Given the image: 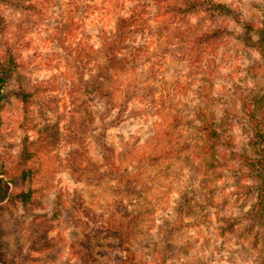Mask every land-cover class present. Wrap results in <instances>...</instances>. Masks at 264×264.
Masks as SVG:
<instances>
[{
	"label": "rangeland",
	"instance_id": "rangeland-1",
	"mask_svg": "<svg viewBox=\"0 0 264 264\" xmlns=\"http://www.w3.org/2000/svg\"><path fill=\"white\" fill-rule=\"evenodd\" d=\"M200 1L211 11L192 12ZM0 15V178L15 180L1 204L7 264H128L129 250L133 264H264V205L250 217L258 179L230 153L211 159L201 118L226 113L235 150L256 154L238 100L264 96L245 28L261 26L264 0H7ZM123 19L140 64L110 78L115 114L126 105L129 119L106 142L137 186L135 221L116 207L123 183L103 161L104 105L88 91Z\"/></svg>",
	"mask_w": 264,
	"mask_h": 264
},
{
	"label": "trees",
	"instance_id": "trees-1",
	"mask_svg": "<svg viewBox=\"0 0 264 264\" xmlns=\"http://www.w3.org/2000/svg\"><path fill=\"white\" fill-rule=\"evenodd\" d=\"M7 0H0L4 2ZM205 5V6H204ZM191 11H211V7L207 6L206 3L199 2V5L196 6L192 4L190 6ZM213 9H218L221 11V8L224 7L220 4H214ZM2 17L0 15V25ZM132 26V21H125L123 19L116 27L115 33L105 37L103 39V50H104V65H103V80L93 83L90 86L88 85L89 93L98 97L104 105L103 111L100 113V132L96 136L99 144L102 146L103 150V161L107 168L113 173L115 179L119 184H122V187L119 189V200L116 201V207L121 213L122 218L131 217V221H135L136 211H135V195L137 193V186H134V183L129 180L127 177L129 171L121 170L116 164L114 159L115 154L113 148L107 144V131L116 125L124 122L129 119V116L126 115V105L115 114L117 108L116 100L114 99V89L110 85V78L117 71L125 68H131L138 66L140 64V56H138V48L135 46L136 40L133 33L135 30L127 31L128 27ZM250 33H255V38H249V42L252 43L253 48L257 51L262 64L264 66V21L261 26L255 27L252 22L246 23L245 27ZM220 32H214L211 36V32H205L204 37L207 36V40L211 41L212 37H218ZM132 55L130 59L126 55ZM135 54V55H134ZM105 80V81H104ZM0 83L3 85L5 79L0 75ZM1 85V86H2ZM250 92H253L252 90ZM245 98V97H244ZM240 98L238 103L240 105V112L246 116V120L251 130L250 143L255 149V155H249L245 151L235 150V143L233 136L228 133L226 129V119L227 114H219L215 109L211 111V119H208L206 116H201L203 120V130L204 136L207 140V144L204 145L207 147L208 151L211 153V159L214 162L222 163L223 153H230L234 161L239 164H244L250 175H253L254 178H257V186H255L256 195H257V209L253 212L252 216L253 221L259 216L260 210L262 211V205H264V96H255L251 94L249 99ZM2 97H0V101ZM124 105V104H123ZM128 106V104H127ZM125 108V109H124ZM30 157V154L27 152L23 153L24 161ZM215 167L214 163H211ZM217 165V164H216ZM222 164H218L217 167ZM15 183V180H7L6 178H0V264H7V258L4 251L5 247V235L7 233V225L2 216L1 204L5 202L11 195V185ZM125 185V187H123ZM20 200L25 204L31 199V194L29 193H20L17 195ZM132 197V199H131ZM134 197V198H133ZM134 199V200H133ZM134 207L133 209L129 207ZM259 207V208H258ZM264 208V206H263ZM190 210L189 201L186 196H181L179 200L178 211L183 214ZM182 219V218H180ZM131 236L130 230L127 231L126 235L120 233L119 237L125 242L129 241ZM128 243V242H126ZM130 253L124 262L128 264H133L135 256L131 250Z\"/></svg>",
	"mask_w": 264,
	"mask_h": 264
}]
</instances>
